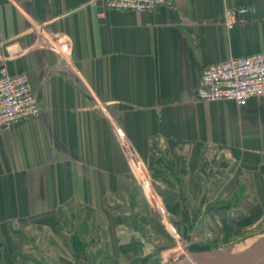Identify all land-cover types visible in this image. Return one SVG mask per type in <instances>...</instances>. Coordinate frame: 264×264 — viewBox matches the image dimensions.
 <instances>
[{"label": "crops", "instance_id": "1", "mask_svg": "<svg viewBox=\"0 0 264 264\" xmlns=\"http://www.w3.org/2000/svg\"><path fill=\"white\" fill-rule=\"evenodd\" d=\"M259 53L264 0H0V68L42 108L0 135V264H164L196 232L255 231L264 96L196 98L208 66Z\"/></svg>", "mask_w": 264, "mask_h": 264}, {"label": "built area", "instance_id": "2", "mask_svg": "<svg viewBox=\"0 0 264 264\" xmlns=\"http://www.w3.org/2000/svg\"><path fill=\"white\" fill-rule=\"evenodd\" d=\"M108 10L119 12H152L171 6L173 0H103ZM248 9L226 12L227 29L242 23ZM264 96V53L232 58L208 66L202 73L197 91L199 103L234 102L243 107L253 98ZM42 108L33 93L29 76L11 75L6 66L0 68V135L14 125L36 120Z\"/></svg>", "mask_w": 264, "mask_h": 264}, {"label": "rangeland", "instance_id": "3", "mask_svg": "<svg viewBox=\"0 0 264 264\" xmlns=\"http://www.w3.org/2000/svg\"><path fill=\"white\" fill-rule=\"evenodd\" d=\"M156 206L159 208V206L161 205L159 201H156ZM166 207V204H164ZM231 205V206H229ZM223 206H229V207H236L238 206L237 204H231V203H226ZM162 216H166V212H162L160 213ZM166 214V215H165ZM238 226V231L237 233H225V232H221V230L217 229H209V232H204L202 231L200 234L198 235V233L196 232V234H191V236H189L188 240H186L187 238H185V243L182 242V244L180 245V254H178V256L175 257L173 256V254H169L170 252L164 253L163 257L162 254L160 255V259L164 258L163 263L164 264H177L179 261L186 259V258H190L193 255H196L198 253H200V251L206 253V252H211V251H216L219 249H228L226 251L227 254L231 253L234 249H236V247H238L241 244H244V246H247L248 244L251 243L250 240H252L254 237H257L259 235H264V221L261 222V224L254 229L255 231H253L252 229L248 230V227H251L249 224L247 226H245L244 223H242V221H240ZM225 230V229H223ZM228 230V229H226ZM212 231V233H211ZM219 231V232H218ZM253 237V238H252ZM251 238V239H250ZM161 239V237H160ZM248 239H250L248 242H246ZM177 240V238H176ZM161 242V241H160ZM174 243V242H173ZM171 244V245H170ZM177 245V244H176ZM178 245V246H179ZM160 248L162 246H164V248H174L175 245H172V240L168 241V244H165L163 242H161V244L159 245ZM179 248V247H178ZM243 249V247H238ZM201 252V253H202ZM264 259V257H263Z\"/></svg>", "mask_w": 264, "mask_h": 264}, {"label": "water", "instance_id": "4", "mask_svg": "<svg viewBox=\"0 0 264 264\" xmlns=\"http://www.w3.org/2000/svg\"><path fill=\"white\" fill-rule=\"evenodd\" d=\"M250 241L251 243L244 246L241 254L235 258L232 257V253H226L228 249L223 248L193 255L177 264H264V235Z\"/></svg>", "mask_w": 264, "mask_h": 264}, {"label": "bare ground", "instance_id": "5", "mask_svg": "<svg viewBox=\"0 0 264 264\" xmlns=\"http://www.w3.org/2000/svg\"><path fill=\"white\" fill-rule=\"evenodd\" d=\"M242 251H243V249L236 247V249H234L231 252L232 253L231 255H232L233 258H235V257L239 256V254H241Z\"/></svg>", "mask_w": 264, "mask_h": 264}]
</instances>
